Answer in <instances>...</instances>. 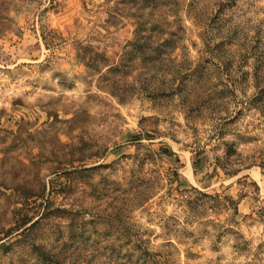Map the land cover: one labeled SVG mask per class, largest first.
<instances>
[{"label": "rangeland", "instance_id": "374dc122", "mask_svg": "<svg viewBox=\"0 0 264 264\" xmlns=\"http://www.w3.org/2000/svg\"><path fill=\"white\" fill-rule=\"evenodd\" d=\"M8 1L0 0V264L61 253L102 262L124 242L119 232L159 247L165 230L183 227L201 234L197 257L182 254V264H264L261 169L216 171L226 143L235 163L264 161V0ZM147 5L178 12L169 32L184 49L166 80L176 91L152 99L138 83L120 104L102 89L112 78L120 88L151 79L140 78L150 58L139 53L134 69L120 70ZM191 187L237 201L236 225L223 215L187 226L181 193ZM30 189L43 197L28 200ZM17 208L32 219L19 230ZM213 225L243 240H218Z\"/></svg>", "mask_w": 264, "mask_h": 264}, {"label": "trees", "instance_id": "16d2710c", "mask_svg": "<svg viewBox=\"0 0 264 264\" xmlns=\"http://www.w3.org/2000/svg\"><path fill=\"white\" fill-rule=\"evenodd\" d=\"M27 1V0H18ZM32 1V0H29ZM156 2L155 0H153ZM151 2V0H150ZM9 4L13 3L12 0L8 1ZM138 17L136 19V30L134 40L127 45L125 50L124 58L121 60L120 70L128 71L134 69L132 63L137 61V54L140 57L150 58L148 63L144 66L146 73L141 74L140 78L143 76H151V79H146L143 82L135 78L131 84H124V87L120 88L118 86L119 81L112 78L108 86L103 87L109 95L115 98L120 104L128 103L136 94L138 83L141 84L142 91L149 93L150 97H155L159 93H166V91H171V95H174V88L166 82L168 76L170 77L174 72L168 71L169 64L172 63L173 59L171 57L173 54L181 47L182 39L175 40L172 38L173 34L170 31L172 29V24L168 22L169 16H177L178 12H167L162 14L160 8L155 6H144L137 10ZM176 21L174 22V24ZM5 28L0 25V35H4ZM170 35L166 38V35ZM166 38V39H165ZM45 41V38H44ZM184 49V47H181ZM126 58V59H125ZM119 68H113L108 71L109 74L120 73ZM159 76V77H155ZM159 78V79H158ZM256 82H258V75L254 76ZM170 82V81H169ZM147 90V91H146ZM155 99V98H154ZM224 141V133L218 135ZM227 150L222 158H217L216 161V171L221 169V171L227 177H236L242 171L250 169L252 167H259L263 176L264 183V161L259 158V161L252 162H236L232 160L233 155L236 151H232V146L226 143ZM161 154L167 158L175 157L176 154L171 149H163ZM200 160V159H199ZM198 160V161H199ZM197 161V162H198ZM176 163L182 167L180 160L177 158ZM196 164V163H195ZM239 166L234 168V166ZM244 167V168H242ZM176 181L179 182V174L175 173ZM246 177V176H245ZM244 177V178H245ZM182 186V184H180ZM25 197L29 199H40L43 197L41 193L35 192L30 189L26 192ZM151 195H154L153 192ZM183 199L181 200L182 206L184 207V212L187 214L186 225L192 227L194 223L199 222L200 226H204L200 221L209 218L210 216L219 217L223 215H228L226 219L227 222L236 225L235 219L238 217V203L231 196H226L220 193L208 194L200 191L195 187H191V190L184 191L181 193ZM48 209V208H47ZM25 209L17 208L16 211L19 213L16 220L18 230L25 227L28 223L32 221L28 217V214H24ZM23 212V213H22ZM215 224V223H213ZM232 225V224H229ZM212 236L216 239H221L224 234H232L239 236L240 241L243 237L240 236L238 232H234L232 229H225L223 226L213 225ZM11 229L6 237L12 236ZM206 234L208 232H205ZM165 236L168 237V243L163 244L159 247H153L148 240H144L143 236L138 232H132L131 230H124L119 232V238L124 239V242L118 249L113 245L107 248V255L105 261L97 262L95 260H87L86 257L82 255H68L67 253H61L58 256L42 257L41 261L44 264H182L181 256L184 254L186 261H193L197 257L193 253V249L199 245L200 232L196 230L188 231L186 227L182 230H177L172 232L171 230H165ZM208 233L207 235H209ZM106 238H111V235H105ZM238 245V244H237ZM245 245H248L245 243ZM124 248H127L125 253L122 254ZM239 252L242 250L241 247L237 246ZM45 255V254H44ZM95 254H93L94 256ZM56 257H59V259ZM116 257V258H115Z\"/></svg>", "mask_w": 264, "mask_h": 264}]
</instances>
